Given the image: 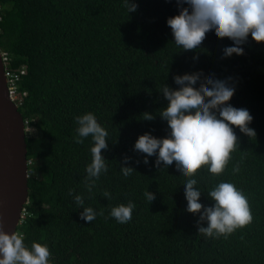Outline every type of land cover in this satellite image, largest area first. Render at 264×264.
Wrapping results in <instances>:
<instances>
[{"label": "trees", "instance_id": "16d2710c", "mask_svg": "<svg viewBox=\"0 0 264 264\" xmlns=\"http://www.w3.org/2000/svg\"><path fill=\"white\" fill-rule=\"evenodd\" d=\"M135 2L127 14L122 0H0V52L16 76L18 111L35 129L25 135L28 199L16 231L27 246L47 244L52 264H264V42L249 35L242 55L222 58L232 42L212 33L201 50L179 52L165 22L178 13L176 0ZM201 72L231 77L229 103L249 110L256 133L249 138L235 129L238 148L224 172L214 175L202 166L195 174L204 206H211L207 193L222 180L248 198L252 222L226 238L197 232L200 213L185 211V178L175 165L161 171L154 157L145 165V154L133 149L139 134H167L158 115L166 106L160 87L175 88L174 75ZM89 111L108 132V147L101 150L108 170L91 195L83 178L93 142L73 140L74 117ZM145 111L154 119L143 120ZM121 166L134 172L124 177ZM69 189L103 215L82 220ZM105 189L111 199L103 197ZM146 191L155 196L152 204ZM129 200L135 208L127 223L108 215Z\"/></svg>", "mask_w": 264, "mask_h": 264}, {"label": "clouds", "instance_id": "9594fccd", "mask_svg": "<svg viewBox=\"0 0 264 264\" xmlns=\"http://www.w3.org/2000/svg\"><path fill=\"white\" fill-rule=\"evenodd\" d=\"M122 3L127 14L137 8L135 0H122ZM176 5L178 13L167 17L165 22L170 28L172 43L179 52L201 50L207 36L212 33L217 38L227 37L232 42L222 49V58L233 54L242 55L243 45L247 43L249 35L255 42H264V0H176ZM2 60L5 70V58L2 57ZM198 62L199 57H194L193 63ZM5 77L10 96L12 85L6 73ZM230 79H219L213 74L205 77L202 72L183 78L174 75L175 88L163 84L159 89L166 101V106L158 113L167 125L166 136L158 138L146 131L139 134L133 143L135 151L145 154L142 156L145 165L149 157H154L156 169L168 171L173 165L176 166V173L185 178V211L193 214L199 212L197 232L212 238H226L253 220L247 196L231 181L222 180L208 191L207 195L213 202L211 206L202 205L199 200L201 190L196 187L198 181L195 174L202 166H206L214 175L224 172L232 152L238 148L235 129L238 128L240 133L249 138H255L256 135L255 130L249 127L253 119L249 110L229 103L235 91L228 82ZM12 102L18 108L19 101ZM142 114L145 121L154 119L152 113L145 111ZM74 120L77 126L73 140L82 143L84 138L91 137L93 142L90 147L91 160L85 166L83 178L84 186L91 195L100 175L108 170L101 151L108 147V132L91 111L75 116ZM24 126L25 135L27 130L35 131L27 128L26 122ZM123 159L127 161L129 157ZM239 171V164H234L232 172L235 174ZM133 172L132 167H120L124 177ZM69 195H73L72 189H69ZM144 196L150 204L155 201V196L149 191ZM103 197L111 199L107 189ZM73 200L82 209L79 217L85 222L103 215L102 211L98 212L92 206H84L82 194L73 195ZM134 208V202L129 200L126 204L111 207L108 215L118 223H127L132 218ZM23 213L24 208L19 224ZM201 220L206 221V226L200 224ZM24 239L23 232L0 230V264H52L47 244L33 241L27 246Z\"/></svg>", "mask_w": 264, "mask_h": 264}, {"label": "water", "instance_id": "95a60500", "mask_svg": "<svg viewBox=\"0 0 264 264\" xmlns=\"http://www.w3.org/2000/svg\"><path fill=\"white\" fill-rule=\"evenodd\" d=\"M25 126L10 100L0 52V230L16 231L28 199Z\"/></svg>", "mask_w": 264, "mask_h": 264}, {"label": "built area", "instance_id": "2783aa9c", "mask_svg": "<svg viewBox=\"0 0 264 264\" xmlns=\"http://www.w3.org/2000/svg\"><path fill=\"white\" fill-rule=\"evenodd\" d=\"M6 75L8 76L9 82H10L11 85H12L11 88H10V89H11V94L14 95L13 83H14V81L16 80V76L13 77V76H12L11 74H9V73H7Z\"/></svg>", "mask_w": 264, "mask_h": 264}, {"label": "bare ground", "instance_id": "6f19581e", "mask_svg": "<svg viewBox=\"0 0 264 264\" xmlns=\"http://www.w3.org/2000/svg\"><path fill=\"white\" fill-rule=\"evenodd\" d=\"M1 56L4 57V55H2V54H1ZM4 71H5L6 74L9 73V72H7L6 69H5ZM9 74H10V73H9ZM9 97H10V100H12V101H15V100H16V97H15L14 95H10ZM25 130H26V129H25ZM27 131H28V130H27Z\"/></svg>", "mask_w": 264, "mask_h": 264}, {"label": "rangeland", "instance_id": "374dc122", "mask_svg": "<svg viewBox=\"0 0 264 264\" xmlns=\"http://www.w3.org/2000/svg\"><path fill=\"white\" fill-rule=\"evenodd\" d=\"M30 133H32V132H30Z\"/></svg>", "mask_w": 264, "mask_h": 264}]
</instances>
